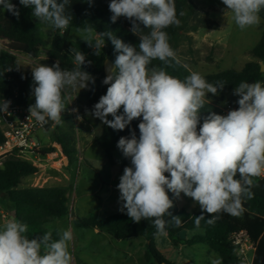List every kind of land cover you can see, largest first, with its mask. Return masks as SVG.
<instances>
[{
  "label": "clouds",
  "instance_id": "1",
  "mask_svg": "<svg viewBox=\"0 0 264 264\" xmlns=\"http://www.w3.org/2000/svg\"><path fill=\"white\" fill-rule=\"evenodd\" d=\"M69 2L19 0L20 5L32 9L37 21L61 31L72 20L66 13ZM87 2L91 4L92 0ZM222 3L241 30L260 23L264 0ZM108 8L112 23L123 17L130 22V31L139 34L137 50L112 31L98 33L91 26L83 29L84 42L97 55L105 46L104 37L111 41L116 53L102 81L107 85L106 93L91 115L118 131L133 120L140 121L138 137L133 130L117 142L123 157L130 161L117 185L121 211L126 210L136 223L151 220L158 236L166 235L168 225L182 223L170 211L173 200L169 192L177 198L183 193L199 205L201 215L195 216L196 228L205 219L204 213L210 216L208 224H213L221 212L241 215L243 200L254 195V178L264 174V84L241 81L233 91L238 97L237 108L226 115L209 111L202 117L206 97L223 90L224 81L210 83L195 71L181 80L162 68L148 67L156 59L164 64L175 60L165 31L181 24L175 0H110ZM0 9L17 19L20 16L11 0H0ZM183 15L180 11L179 16ZM69 52L74 65L71 70L62 68L59 60L52 66L40 64L31 69L35 103L28 111L41 126L49 121L54 122L53 127L62 123V93L66 88L81 90L95 83L82 67L92 62L80 50L71 48ZM9 103L4 101L0 111H7ZM27 232L28 225L16 218L0 223V264H72L70 227L58 230L56 240L51 230L32 239ZM212 264H222L221 259H214Z\"/></svg>",
  "mask_w": 264,
  "mask_h": 264
},
{
  "label": "trees",
  "instance_id": "2",
  "mask_svg": "<svg viewBox=\"0 0 264 264\" xmlns=\"http://www.w3.org/2000/svg\"><path fill=\"white\" fill-rule=\"evenodd\" d=\"M20 11L17 19L11 13L0 10V40H4L5 46L12 52L26 56L30 59H37L41 49H46L45 59L41 64L52 66L59 60L61 67L71 70L72 54L69 49L75 48L83 52L86 56L94 50L84 41L73 42L69 39L71 29L83 30L91 26L98 33L112 31L114 35L122 39L125 43L137 47L139 44V34L134 35L131 31L130 22L121 17L116 23L110 20L111 13L108 5L110 0H92L91 4L87 0H70L66 13L72 16V20L67 29L61 33L55 34L49 41L44 39L42 30L32 16V9L25 8L19 4V0H11ZM178 18L181 21L179 27L173 25L165 29L168 34L169 43L176 52L186 42H190L188 34L197 29L215 30L217 23L201 17L195 7L194 0H175ZM183 11L185 15L179 16ZM260 18L264 23V10L260 12ZM143 27V26H142ZM147 32V29H144ZM105 39V46L100 50L102 62L105 59L114 61L116 53L111 41ZM94 44L95 41L93 40ZM105 47L107 50L105 51ZM253 61L246 62L240 71L227 69L211 74L203 75L210 83L224 81L225 87L219 93L233 90L241 81L253 80L258 82L262 79L263 73L260 72L261 63L264 60V27L259 41L249 51ZM16 57L8 51L0 48V105L4 101H12L15 104L29 107L35 103L32 94L33 79L26 76L21 84L14 79L12 68ZM88 60V59H86ZM83 69L89 72L94 78L95 83H90V88L78 100L80 113L85 117H90L94 105L99 98L106 93L107 85L102 83L105 75L102 66H96L93 63L85 64ZM162 68L169 75L183 80L191 72L178 59L164 64L156 59L148 66ZM122 111V110H121ZM209 111L218 114V110L210 106L205 101V107L202 109V117ZM109 119H112L109 116ZM139 120H133L132 123L123 131L113 130L100 121L98 133L93 137V141L100 147L102 153L109 165H113L112 152L119 150L117 142L122 136H129L131 131H135L139 136ZM54 141L57 142L63 155L70 164L75 155L74 129L73 124L67 116H63L62 124L55 127L52 131ZM1 139V135H0ZM36 168L32 165L16 160L6 158L0 166V197L11 205L10 217L16 218L28 225L26 235L32 239L42 236L49 231L45 224L56 219H62L68 216L66 190L61 187H24L19 188L21 181L33 175ZM253 197L243 200V212L239 216H232L221 212L218 219L213 224H208L207 219L210 216L204 213L205 219L201 221L200 227L196 228L195 216L201 215V210L187 211L184 208L176 209L172 207L170 211L174 216H179L182 223L180 226L170 224L167 227L166 236L173 246H193L202 244L215 252L222 264H238L235 256L234 247L231 245V234L243 230L249 239L255 243V251L252 264H264V178L254 179L252 187ZM171 198V197H170ZM172 199V198H171ZM173 200V199H172ZM165 219H170L165 217ZM75 228L96 230L105 233L115 240L132 239L142 237L145 240L144 261L146 264H173L166 260L155 245L156 229L151 220H142L139 223L133 222L127 215L126 210L108 215L103 220L98 221L94 218L76 217L71 221ZM199 230L201 234H195L190 238H183L180 234L183 231ZM53 240L59 239L57 229H53Z\"/></svg>",
  "mask_w": 264,
  "mask_h": 264
},
{
  "label": "rangeland",
  "instance_id": "3",
  "mask_svg": "<svg viewBox=\"0 0 264 264\" xmlns=\"http://www.w3.org/2000/svg\"><path fill=\"white\" fill-rule=\"evenodd\" d=\"M194 3L201 17H206L216 22L218 26L215 30L197 29L196 31L190 32L188 34L190 42H186L175 52L176 59L183 63L190 72L195 71L202 76L227 69L240 71L246 62L253 61L249 51L260 39L264 27L261 18L258 25L241 30L235 25L232 14L225 11L226 6L223 5L222 0H194ZM0 10L4 12L2 9ZM35 20L37 21L36 18ZM37 22L46 41H49L53 35L62 32L48 24ZM69 39L73 42L84 41L83 30L71 29ZM45 51L46 49H41L39 57L35 60L23 55L16 57L12 74L18 84H21L26 76L32 77L31 69L40 65V61L45 59ZM102 58L101 52L97 55L95 50H92L86 56V59L90 60L96 66H102ZM89 88L90 84L88 88L81 90L79 88L73 89L68 87L64 92L68 95L73 92L75 99L79 100ZM233 91L234 89L217 93V95L208 94L205 101L219 111L227 103H236L238 97L233 94ZM99 121L95 117L89 120L90 126L87 128L88 134L91 135L93 131H97ZM37 137L40 143H49L53 138V133L52 131H39ZM81 155L93 170L82 166L79 177H76V180L73 179L70 183L71 188L67 189L69 212L73 214V217H91L101 221L106 216L121 211L122 205L118 207L113 206L109 201L113 199L114 187L119 183L123 169L126 166H130V161L123 157L120 150H114L112 152L114 165H109L101 149L94 143H90L85 149H82ZM72 167H74L73 164L69 165V168ZM112 179L115 180V184L111 183ZM100 181L112 184L111 189L109 190L104 185L100 186ZM32 184V178L29 176L24 178L18 187H34ZM47 185L49 186V183L44 184V186ZM168 194L173 199V207H183L189 212L200 210L199 205L183 193H181L179 198L170 192ZM98 197H101L103 201L102 206L99 204ZM6 203L9 204L6 201L4 202L0 197V220L3 222L9 219V211ZM66 219L62 218L56 222L47 223L45 224V228L47 230L54 228L66 230L69 228ZM70 228L73 231V239L69 244L71 247V242H73L75 246L74 253L70 248L71 255L77 254L78 241L80 245H84L87 252H90L92 250L90 239L84 238L80 234L81 231L84 233L88 230L74 227ZM201 233L199 230L183 231L180 236L190 238L195 234ZM144 245L145 240L142 237L124 240L112 239L109 245L107 243L100 244L98 246V254L90 256L94 259L92 264H146L144 261ZM155 245L159 252L173 264H212V261L218 258L215 252L202 244L173 246L166 235H157ZM107 255H110V258Z\"/></svg>",
  "mask_w": 264,
  "mask_h": 264
},
{
  "label": "built area",
  "instance_id": "4",
  "mask_svg": "<svg viewBox=\"0 0 264 264\" xmlns=\"http://www.w3.org/2000/svg\"><path fill=\"white\" fill-rule=\"evenodd\" d=\"M5 43L4 40H0V48H3L15 57L20 55L10 51L5 46ZM258 82L264 84V76ZM9 102L8 110L0 111V166L6 158L26 162L37 169L31 175L32 186L44 187V184H46V181L42 177L44 165H47L52 170L49 164L50 160L54 168L63 167L62 156L57 150V142L53 141L49 146H44L37 137L39 131L53 129L54 122L49 121L48 124L41 126L35 118L30 116L29 107L15 104L12 101ZM237 107V103H227L219 110L218 114L226 115L230 109ZM262 178H264V174L254 179ZM230 242L234 247L238 264H252L255 243L249 239L246 232L240 230L231 234Z\"/></svg>",
  "mask_w": 264,
  "mask_h": 264
},
{
  "label": "crops",
  "instance_id": "5",
  "mask_svg": "<svg viewBox=\"0 0 264 264\" xmlns=\"http://www.w3.org/2000/svg\"><path fill=\"white\" fill-rule=\"evenodd\" d=\"M87 91L88 90H86L85 93ZM62 95L64 98V104H65V112L62 113V118H63V116H67L68 118H70V120L73 124L75 155H74L73 161L70 164H68V162H67L66 166L63 164V167L58 168V169L54 168L52 166V164H53L52 161L49 160V164L52 167V170H50L47 167V165H44V171L42 173V177H44V180L46 181V183H49V186L47 185L48 187L55 186V187L64 188L66 190V196L68 199L67 189L71 188L70 183L72 182V180L73 179L76 180V177H79L80 168L82 166H85L87 169L93 170L85 162L84 158L81 155V152H82V149H85L90 143L96 144L93 141V137L98 133L100 121L98 124L97 131L96 132L93 131L91 135L88 134L87 128H88V126H90L89 120L94 116L85 117L80 113L79 108H78V100L75 99L73 92H71L70 95L63 92ZM74 108L78 109V112H76V113L72 112V109H74ZM77 116H79L80 119H77ZM60 124H62V123H60ZM60 124H56L55 127H57ZM55 127L53 129H46V130H44V132L53 131L55 129ZM85 133H86L87 137H86ZM53 141H54V138H52L49 143H44L42 145L49 146L50 144L53 143ZM57 145H59V144L57 143ZM71 164H73L74 167L69 168V165H71ZM111 183L115 184L116 182L114 179H112ZM118 184L119 183H117L116 187H114L115 192H113V194H114L113 199H111L109 201L113 206H117V207L119 205H122V202L119 200L120 193H119L118 188H117ZM103 185L106 186L110 190L112 184H108V183H105L103 181H100V186H103ZM98 200H99L100 206H102L103 201L101 200V197H98ZM6 206H7L8 211H9V214H8L9 219H11V217H10L11 205L6 203ZM67 207H68V202H67ZM181 208H183V207H181ZM176 209H179V208H176ZM118 212H123V211H118ZM65 218H67L66 221L68 223V227H73L71 224V221L76 217H73V214L69 212V208H68V216ZM57 220H60V219H56V220H53L51 222H56ZM51 222H48V223H51ZM0 223H4V222L0 220ZM54 229H57V228H54ZM77 229H81V228H77ZM85 230H88V231L84 232V233L81 231L80 234L84 238L86 237V238L90 239V243H92V250L90 252H87L86 248H84V245H80V243L78 241V243H77L78 252H77V254L72 255V258H73L72 263H75V264H86V263L92 264L94 262V259H92L90 256L98 254V250H99L98 246L102 243H107L109 245L111 243V240L113 239L109 235H107L105 233L97 232L96 230H90V229H85ZM178 246H181V245H178ZM70 248L73 250V253H74L75 246H74L73 242H71V247L69 244V251H70ZM108 257L110 258V255ZM163 257L166 260H168L164 255H163Z\"/></svg>",
  "mask_w": 264,
  "mask_h": 264
},
{
  "label": "water",
  "instance_id": "6",
  "mask_svg": "<svg viewBox=\"0 0 264 264\" xmlns=\"http://www.w3.org/2000/svg\"><path fill=\"white\" fill-rule=\"evenodd\" d=\"M106 50H107V47H105V51H106ZM111 63H112V62H111L109 59H105V60L103 61V64H102V71H103V73H104L105 76L108 74L107 71H106L107 66H108L109 64H111ZM261 65H262V66H261V68H260V72L263 73V71H264V60L262 61ZM248 83H253V80H252V79L249 80ZM57 150H58L59 154L62 156V162H63V164L66 166V165H67V158L63 155L60 145L57 146ZM160 264H166V263H160Z\"/></svg>",
  "mask_w": 264,
  "mask_h": 264
}]
</instances>
